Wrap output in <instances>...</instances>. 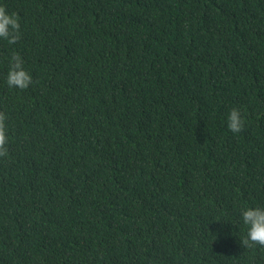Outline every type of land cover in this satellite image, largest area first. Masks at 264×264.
<instances>
[{
	"label": "trees",
	"instance_id": "obj_1",
	"mask_svg": "<svg viewBox=\"0 0 264 264\" xmlns=\"http://www.w3.org/2000/svg\"><path fill=\"white\" fill-rule=\"evenodd\" d=\"M0 3V264H264V0Z\"/></svg>",
	"mask_w": 264,
	"mask_h": 264
},
{
	"label": "clouds",
	"instance_id": "obj_2",
	"mask_svg": "<svg viewBox=\"0 0 264 264\" xmlns=\"http://www.w3.org/2000/svg\"><path fill=\"white\" fill-rule=\"evenodd\" d=\"M20 23L16 13L8 12L0 3V39L14 44L19 38ZM32 81L31 74L24 67L23 58L12 53L8 58V70L5 82L9 88L25 89ZM6 113L0 112V156L7 155L9 141ZM226 126L232 133H239L244 126V117L236 108L228 111ZM241 219L247 228L245 243L255 242L264 245V206H248L241 212Z\"/></svg>",
	"mask_w": 264,
	"mask_h": 264
}]
</instances>
